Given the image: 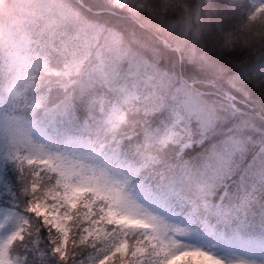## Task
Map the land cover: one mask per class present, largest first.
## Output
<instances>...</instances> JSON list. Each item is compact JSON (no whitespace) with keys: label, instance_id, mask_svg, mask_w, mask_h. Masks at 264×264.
<instances>
[{"label":"snow or ice","instance_id":"1","mask_svg":"<svg viewBox=\"0 0 264 264\" xmlns=\"http://www.w3.org/2000/svg\"><path fill=\"white\" fill-rule=\"evenodd\" d=\"M0 51V264H264V0H31Z\"/></svg>","mask_w":264,"mask_h":264},{"label":"clouds","instance_id":"2","mask_svg":"<svg viewBox=\"0 0 264 264\" xmlns=\"http://www.w3.org/2000/svg\"><path fill=\"white\" fill-rule=\"evenodd\" d=\"M31 4V0H0V51L11 53L8 42V31L12 30L17 35L22 33V20Z\"/></svg>","mask_w":264,"mask_h":264}]
</instances>
